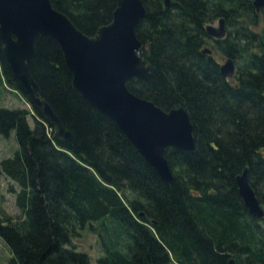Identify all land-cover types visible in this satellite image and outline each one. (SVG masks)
<instances>
[{
    "label": "trees",
    "instance_id": "trees-1",
    "mask_svg": "<svg viewBox=\"0 0 264 264\" xmlns=\"http://www.w3.org/2000/svg\"><path fill=\"white\" fill-rule=\"evenodd\" d=\"M51 1L89 36L111 21L116 6V0ZM143 3L138 53L155 72L127 87L165 110L182 106L194 148L166 150L174 181H162L117 124L73 89L57 43L38 37L29 70L71 137L56 140L34 108L30 126L26 108L0 105V135L13 131L17 142L12 156L0 158V177L17 185L8 188L13 215L0 184L6 264H264V217L248 212L236 184L247 168L264 208V8L256 12L252 0ZM220 17L226 35L212 39L205 25ZM2 46L0 40L1 74L30 102ZM213 53L233 59L231 79L220 74ZM85 228L100 244L94 261L73 244Z\"/></svg>",
    "mask_w": 264,
    "mask_h": 264
},
{
    "label": "water",
    "instance_id": "water-1",
    "mask_svg": "<svg viewBox=\"0 0 264 264\" xmlns=\"http://www.w3.org/2000/svg\"><path fill=\"white\" fill-rule=\"evenodd\" d=\"M169 3L170 0H164V6ZM252 5L260 12L264 0H252ZM145 15L143 0H116L111 22L100 26L95 35L87 36L51 0H0V40L15 79L33 108L52 125L56 140L67 141L71 132L38 94V84L29 70L36 57V40L42 36L52 38L59 46L71 73L73 89L117 124L162 181L172 183L174 176L166 150H192L193 124L182 106L165 110L127 87L132 78H147L155 72V67L138 53L142 44L135 27ZM205 31L214 39L223 38L224 18H218L217 25L208 23ZM203 52L211 50L205 47ZM235 68L230 57L219 65L225 78H232ZM236 184L248 212L264 217V208L249 183L247 168L236 176Z\"/></svg>",
    "mask_w": 264,
    "mask_h": 264
},
{
    "label": "rangeland",
    "instance_id": "rangeland-1",
    "mask_svg": "<svg viewBox=\"0 0 264 264\" xmlns=\"http://www.w3.org/2000/svg\"><path fill=\"white\" fill-rule=\"evenodd\" d=\"M214 25H217V20L211 22ZM260 26L262 22L260 21ZM209 47V46H208ZM219 64H222L226 58L221 57V55L213 53ZM231 79V78H230ZM6 89V88H5ZM9 91V90H8ZM24 99V100H22ZM1 106L4 107H23L27 108L25 105V97L22 94H17L14 92V95L6 92L3 95ZM28 122L30 126H33V117L28 116ZM17 150L16 137L13 131L9 133L8 136L0 135V158L1 157H10ZM0 184L2 188V193L5 198L4 208L9 214L16 215L18 213L15 204H14V193L8 191L9 186L11 185L14 189H17V185L7 179L6 177H0ZM73 244L78 250L88 253L92 259L95 260L99 255H101V248L97 236L87 228L81 230V235L73 239ZM10 257V249L7 243L0 237V264H6L8 258Z\"/></svg>",
    "mask_w": 264,
    "mask_h": 264
},
{
    "label": "crops",
    "instance_id": "crops-1",
    "mask_svg": "<svg viewBox=\"0 0 264 264\" xmlns=\"http://www.w3.org/2000/svg\"><path fill=\"white\" fill-rule=\"evenodd\" d=\"M6 92L14 95L15 90L6 84L5 79L3 78L2 74H1V68H0V101L2 100V97H3V95H5ZM0 104H1V102H0Z\"/></svg>",
    "mask_w": 264,
    "mask_h": 264
},
{
    "label": "built area",
    "instance_id": "built-area-1",
    "mask_svg": "<svg viewBox=\"0 0 264 264\" xmlns=\"http://www.w3.org/2000/svg\"><path fill=\"white\" fill-rule=\"evenodd\" d=\"M22 100H24V99H22ZM25 105L27 106L26 109L29 111L30 116H31V117H33V116L36 117V114H35V112H34V109H33V107H32V104H31L30 102H28L26 99H25Z\"/></svg>",
    "mask_w": 264,
    "mask_h": 264
},
{
    "label": "flooded vegetation",
    "instance_id": "flooded-vegetation-1",
    "mask_svg": "<svg viewBox=\"0 0 264 264\" xmlns=\"http://www.w3.org/2000/svg\"><path fill=\"white\" fill-rule=\"evenodd\" d=\"M51 2H52V1H51ZM169 4H170V3H169ZM53 6H54V5H53ZM168 6H169V5H168ZM115 7H116V6H115ZM260 12H261V10H260ZM260 12H258V13H260ZM112 16H113V15H112ZM111 20H112V19H111ZM217 20H218V19H217ZM110 22H111V21H110ZM107 24H108V23H107ZM207 24H208V23H207ZM207 24H206V25H207ZM211 24H212V23H211ZM206 25H205V26H206ZM97 30H98V29H97ZM80 31H81V30H80ZM81 32H82V31H81ZM96 32H97V31H96ZM84 34H85V33H84ZM95 34H96V33H95ZM95 34H94V35H95ZM87 36H89V35H87ZM92 36H93V35H92ZM211 38H212V37H211ZM212 39H214V38H212ZM206 47H208V46H206ZM204 48H205V47H204ZM208 48H209V47H208ZM146 61H147V60H146ZM219 65H220V64H219ZM235 67H236V65H235ZM235 71H236V68H235ZM140 78H141V77H140ZM249 183H250V182H249ZM251 187H252V186H251Z\"/></svg>",
    "mask_w": 264,
    "mask_h": 264
}]
</instances>
